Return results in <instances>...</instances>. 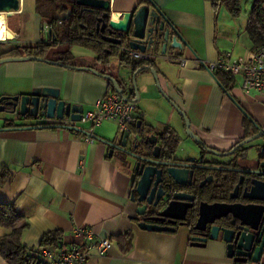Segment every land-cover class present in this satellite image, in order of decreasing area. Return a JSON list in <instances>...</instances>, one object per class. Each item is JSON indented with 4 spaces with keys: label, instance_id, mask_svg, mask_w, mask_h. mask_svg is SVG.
Returning a JSON list of instances; mask_svg holds the SVG:
<instances>
[{
    "label": "crops",
    "instance_id": "obj_1",
    "mask_svg": "<svg viewBox=\"0 0 264 264\" xmlns=\"http://www.w3.org/2000/svg\"><path fill=\"white\" fill-rule=\"evenodd\" d=\"M140 1L112 0L113 11L132 12L139 8ZM153 1L185 41L181 50L170 49L165 56L153 52L156 55L153 64L164 93L185 112L192 130L207 147L227 152L245 136V115L264 128L263 95H247L235 81L226 90L215 74L199 67L197 62H215L229 51L236 57H247L254 51L246 31L252 0H242L241 15L245 14L237 18L225 7L216 12L208 0ZM32 3L33 17L29 18L35 21L36 39L47 41L44 32L48 25L37 14L35 0ZM22 5L19 12L6 20L9 37L4 42L12 40L13 44H19L16 40L25 28V3ZM72 53L73 65L77 67L99 71L106 68L94 50L74 46ZM177 58L186 59V66H179ZM110 60L125 80L131 78L133 65L121 64L119 57ZM137 85L135 120L157 134L168 129L175 131L180 150L187 151L188 156L199 155L200 149L187 138L183 119L159 91L152 73H139ZM39 87L60 89L61 98L82 105L84 113L94 110L98 101L114 92L107 80L87 70L37 61L0 65V98L21 96ZM6 120L14 121L20 128L0 131V173L11 171L10 181L0 188V200L15 204L29 221L30 228L23 237L27 247L37 248L43 235L51 231L62 232L65 245L82 244L84 239L76 235L75 229L87 227L102 238L112 239L107 254L93 255L87 264H236L227 258L222 242H209L205 248L191 246L187 228L179 227L171 233L138 227L132 218L137 208L131 201L133 176L121 164L120 152L111 157L105 142L118 139L115 122L107 121L96 127L94 141L86 143L83 136L87 124L79 125L84 132H75L65 128L22 129L34 126L35 121L0 115V123ZM259 143L250 145L247 158L237 159L240 167L257 165L253 147L262 145ZM206 159L223 164L233 157L207 154ZM5 232L0 229V235ZM127 233L133 235L131 243ZM0 264L7 263L0 257Z\"/></svg>",
    "mask_w": 264,
    "mask_h": 264
},
{
    "label": "water",
    "instance_id": "obj_2",
    "mask_svg": "<svg viewBox=\"0 0 264 264\" xmlns=\"http://www.w3.org/2000/svg\"><path fill=\"white\" fill-rule=\"evenodd\" d=\"M76 2L78 6L89 9L90 11L99 10L102 15L98 19V23L102 22L103 26L101 31L107 29L110 35H119L122 39L115 38H103L107 43L117 47L123 45L128 41V44L132 50L140 51L142 53L158 52L161 56L167 55L170 49L183 48L185 44L180 32L175 28L157 7L153 0H149V5H143L132 12L122 13L114 12L112 6V0H70ZM22 0H0V13L7 14L6 20L11 18L14 13L21 10ZM70 15V14H69ZM60 22L64 19H59ZM99 24L97 25V30ZM48 31V39L51 38V29ZM155 55V54H154ZM156 56V55H155ZM156 59V58H155ZM155 59L152 63L155 62ZM37 61L43 62L53 66H59L67 69L87 70L98 77L107 80L113 85L114 92L121 95L126 101L138 102L139 101V89L137 85V75L142 70H147L152 73L159 91L169 101L176 112L183 119L185 124V133L191 139L195 145L201 150V146L205 147L206 144L202 138L192 130L191 122L185 112L180 109L173 101H171L164 93L160 81L159 74L155 68L144 66L140 68L136 73H133L130 79L125 80L120 74L119 68L111 60L105 63V71L103 74L101 71L95 68H80L75 65H67L62 62L51 61L35 56H23V57H8L0 60V65L13 62H27ZM128 90L130 93L128 94ZM134 93L135 99L130 97V94ZM12 106V111H7L6 107ZM10 113L21 117L38 118L39 116L45 117L47 120H57L60 122L69 121L70 125H44L45 128H65L75 132H84L80 127L74 125L81 122L84 115V109L82 105L72 104L61 98V91L58 88L52 87H39L33 89L30 93L23 94L21 96H3L0 98V113ZM253 121V119H251ZM253 124L258 129V133L250 138L244 139L238 143L233 149L227 152H219L212 148H206L208 154H213L219 158L235 157V152L241 148H245L246 156L248 157L249 144H257L260 141L262 145L253 147L255 152L259 153L258 160L264 159V128L257 125L255 121ZM43 125L26 126L22 129H43ZM4 129H0L3 131ZM142 137L137 135L132 138L130 133H125L120 139L113 141H105L110 147L109 155L113 157L115 152H121L128 157L125 160L127 166H130L132 160H142L148 162L141 178L136 184V188L131 195V201L136 204L135 217H132L138 222V227L145 231L156 232H171L177 231V228H165L160 227L154 223V219L147 218L148 207L151 205L152 199L156 197V200H161L163 191L159 187V183L162 181V171L157 166H167V173L171 181L175 185L186 186L191 184L196 171L203 172L208 171H233L242 174L252 176L249 180V186L243 190L242 199L250 201L247 204L242 202L233 203H208L201 202L199 206V218L190 232V245L195 247L205 248L209 242H222L225 245L226 256L230 260L236 263H259L264 257V180L261 176L264 175V161L259 163L260 169L249 168H227L223 166L214 165V162L209 161L211 164H202L195 156H187L175 154V157H171L170 161H159L162 149L157 145L159 137L157 135H151L146 138L147 142L154 146L152 158H147L137 154L135 151L140 148V141ZM260 144V143H259ZM144 147V145L142 146ZM207 147V146H206ZM183 151V150H181ZM130 158V159H129ZM157 176L154 183L153 177ZM244 177V176H243ZM213 182V176L208 175L200 186L205 184H211ZM154 183V187H152ZM240 186L237 185L233 192L230 194V200L234 201L238 198ZM137 195V196H136ZM195 200L193 195L188 193H176L172 197L168 208L161 213L164 217H175L181 219L173 213H185L186 211L184 202H192ZM147 202V203H144ZM188 205V203H186ZM184 218V217H183ZM182 218V219H183ZM153 222V223H152ZM180 226H187V224H180Z\"/></svg>",
    "mask_w": 264,
    "mask_h": 264
},
{
    "label": "trees",
    "instance_id": "obj_3",
    "mask_svg": "<svg viewBox=\"0 0 264 264\" xmlns=\"http://www.w3.org/2000/svg\"><path fill=\"white\" fill-rule=\"evenodd\" d=\"M208 1L211 2L216 12H218L221 7H225L230 15L234 18L239 17L243 11L242 0ZM70 4L75 5V3L71 2L70 0H59V2L56 0H37L36 12L43 18L44 22H46L48 27L51 29L52 37L47 39V41L42 39L34 46H16L5 53L4 56H35L48 59L46 55L50 52V49L53 46L57 47L58 50L60 49L61 51L55 55L56 58L54 60H49L62 62L63 64L67 65H73L74 56L72 53V48L74 46H82L94 50L99 55V61L104 63H108L112 56H117L118 50L113 53L112 48L100 45L98 40L91 38L87 32L88 29L95 31V28L98 24V19L102 15V12L99 10L90 11L88 9V12L91 14L87 18V23L83 22L80 24L77 17H74L73 20L71 19L70 21H59L57 14H59L61 11L67 10ZM149 4V0H141L138 7ZM83 29L85 32H82ZM246 31L254 44V49L264 47V0H252V7L249 13ZM119 59L121 64L133 65V73H136L144 66H149L156 69V66L152 62L133 60L126 56L119 57ZM141 64L144 65L141 66ZM105 69L101 70V73H107ZM142 72L148 71L142 70ZM216 78L226 90H228L234 82L231 77L223 73H217ZM109 87L112 89V91H114L112 84L109 83ZM130 97L133 99L136 98L134 93L130 94ZM243 124L245 128V136L238 143L258 133V129L255 127L253 121L248 115H245ZM41 127L43 129H55L45 128L46 126L44 125ZM18 128H20V126H17L14 121L11 120H6L0 123V129H4L3 131ZM132 128L136 134L142 137V144L149 152L152 153L154 146L147 142L146 138L155 134L162 142L161 149L164 157L170 159L176 154L179 148L180 140L175 131L168 129L164 133L157 134L155 133L154 129L150 127L147 128L143 122L136 120L133 123ZM238 143H236V145ZM236 145H234V147ZM200 148L202 153L207 154L206 148L208 147L201 146ZM244 156H246L244 147L235 152L236 158ZM120 158H122L120 159L121 164L127 166L125 163L126 159L124 157ZM204 163L211 164L209 161H204ZM213 164L219 165V163ZM216 174L218 175L217 178L219 180L225 181L226 183L224 185L225 190L222 192L223 195L227 197L229 192L234 189L235 176L228 174L226 175L222 171L216 172ZM224 176L227 177V180L224 178ZM10 179L11 171L3 170L0 173V188H3L10 181ZM29 228V221L23 215H21L15 204H9L0 200V229H4V231H6L4 234L0 235V257L7 264H48L41 256V251L50 246L59 247L62 243H64L62 232L51 231L43 235L37 248H29L23 243L24 234L29 230ZM126 236L129 237V242L131 243L133 239L132 233H127Z\"/></svg>",
    "mask_w": 264,
    "mask_h": 264
},
{
    "label": "built area",
    "instance_id": "obj_4",
    "mask_svg": "<svg viewBox=\"0 0 264 264\" xmlns=\"http://www.w3.org/2000/svg\"><path fill=\"white\" fill-rule=\"evenodd\" d=\"M0 42H4V40ZM121 56L144 62H152L156 58L154 54L135 51L129 46L120 47L119 57ZM175 60L181 67H185L187 64L184 58ZM197 62L199 67H205L215 75L223 73L231 77L239 84L243 93L264 96V47L254 49L247 57H236L232 52H226L220 55L215 62ZM136 110L135 102L126 101L116 92L107 94L97 102L94 110L84 113L81 122H79V124L88 125V129L84 132V141L86 143L93 142L96 127L107 121H113L118 125L119 138H122L127 132L134 138L136 134L132 126L135 122ZM261 179L264 180V175L261 176ZM75 233L83 237L82 244L69 246L62 243L59 247H47L41 251L44 260L48 264H87L93 255L104 256L112 246L110 237L102 238L91 228L77 227Z\"/></svg>",
    "mask_w": 264,
    "mask_h": 264
},
{
    "label": "flooded vegetation",
    "instance_id": "obj_5",
    "mask_svg": "<svg viewBox=\"0 0 264 264\" xmlns=\"http://www.w3.org/2000/svg\"><path fill=\"white\" fill-rule=\"evenodd\" d=\"M56 1L59 2V0H56ZM36 2H37V0H35V8H36ZM71 2H73V1H71ZM24 3H25L24 0H22L23 5H24ZM73 3H75V5L70 4L68 9L61 11L59 14H57L58 15L57 17L59 19H64V21H70L71 19L73 20L74 17H77V19H79L80 24L83 22L87 23V18L91 14L88 12L89 10L84 8V7L78 6L76 4V2H73ZM64 21H62V22H64ZM98 24H99V29L97 30V27L95 28V31H91L90 29H88V31H87L88 34L91 36V38L98 40L100 45L112 48L113 53L116 52V50H118L117 56H112V57H119V49L117 47L107 43L106 41H104L103 38L122 39V37L119 35H110L109 32L107 31V29L104 31H101L103 23L100 22ZM49 29L50 28L47 27V30H49ZM89 31H91V32H89ZM82 32H85L84 29L82 30ZM46 35H47V39H48L49 38L48 37V31H47ZM92 36H94V37H92ZM16 46H21V45L13 44V42H11V41L0 42V60L8 58V57L4 56V54L7 53L8 51H10L11 49L15 48ZM122 46H129L128 41L124 42ZM129 48H130V46H129ZM6 110L10 112L13 110V107L7 106ZM15 115L17 116L18 120L35 121V123L37 125H48V124H50V125H57V124L70 125V124H72L73 125V123H70L69 121L64 120L63 122H60L57 120H47L45 117H42V116H39L38 118H32L29 116L28 117L18 116L17 113ZM79 125H81V124H79V123L76 124V126H78V127H79ZM137 135L138 134H136V136ZM187 138H189V137L187 136ZM139 141L141 143L140 144L141 146L135 152L141 156H145L147 158H152V156L150 155L151 152H149L145 146L142 147L143 146L142 140L140 139ZM157 145L162 148V142L160 140H158ZM179 149L180 148H178V150ZM178 150H177V152H178ZM207 154H204L201 152L199 155H193V156L197 157L199 159L200 163L204 164V161L208 160V159H206ZM187 156H188L187 153H185V157H187ZM120 157H124L126 160L128 159V157H126L125 154H123L121 152H120ZM174 157H175V155H174ZM258 157H259V153L257 152V165L255 167H249V169H260L259 163L260 162L262 163L264 161V159L258 160ZM238 158H244L245 159V157H238ZM238 158H233L231 161L223 163V164L219 163L218 166H223V167H227V168H243V167H240L238 165V163H237ZM120 159H122V158H120ZM170 160H172V159L164 157L162 152H161V156L159 158V161L166 162V161H170ZM130 161H132L130 166H126V165H124V166H125V168L130 170L131 175L133 176L134 184H135L134 189H135L136 184L139 181V179L141 178V175L144 172L145 168L151 164H149L148 162H144L142 160L139 161V160L130 159ZM205 164H207V163H205ZM214 165H216V164H214ZM157 168L162 171V175H161L162 181L159 183V187H161V189L163 191V196H162L161 200H159V201L156 200V197L154 199H152L151 205L148 207L147 218L154 219L153 222L158 224L160 227H165V228H174L175 227L177 229L179 227H184V228H190V230H191L199 218V206H200L201 202H208L210 204L221 203V202H223V203L224 202L225 203L242 202L244 204H247L250 202V201L242 199V197H241L243 195V190L245 189V187L249 186V180L252 178V176H250V175L242 174V173H238V172H233V171L224 172L226 175L228 174V175L235 176L234 189L237 185L240 186L239 192H238V198L235 199L234 201H231L229 197H230V194L233 192L234 189L231 192H229L227 197H225L223 195L222 191L225 190L224 185L226 183H225V181H221L217 178L218 175L216 174V172H219V171H208V172H203V174H201L200 171H196L191 184H187L186 186H179V185H175L171 181V179L167 173V169L169 167L157 166ZM244 168H246V167H244ZM210 174L213 176V182L211 184H205L203 186H200L201 182ZM224 178H226V180H227L226 176H224ZM156 179H157V176L154 175V177H153L154 183H155ZM154 183H153L152 187H154ZM176 193H188L190 195H193L195 197V200L192 202H184L185 205L182 206L185 208V211H186V206L188 209L190 207V205L192 204V207L187 210L185 215L183 213H179V212L173 213V215H175V216L177 215L178 217H181V219H177L175 217H164V216H162L161 213H163L168 208L170 202L172 201L173 195ZM144 203H147V202H144ZM186 203H188V205H186ZM182 223L187 224L188 227L180 226V224H182ZM263 261H264V257L257 264H261ZM236 264H244V263L240 262V263H236ZM247 264H252V263L249 262Z\"/></svg>",
    "mask_w": 264,
    "mask_h": 264
},
{
    "label": "rangeland",
    "instance_id": "obj_6",
    "mask_svg": "<svg viewBox=\"0 0 264 264\" xmlns=\"http://www.w3.org/2000/svg\"><path fill=\"white\" fill-rule=\"evenodd\" d=\"M249 1L251 2V0H249ZM32 4H33L32 0H26V2H25L24 9H25L26 13L23 16V21L25 23L23 25H25V28L24 29L22 28L23 31H22L20 39L16 40V42H18L19 45H21V46H34L35 44H37L39 42V41H37V39H36L37 37H36V34L34 32L35 21L33 20V18H29L30 17L29 15H31V17H33L32 11H34V8H33L34 5H32ZM30 7H31V9H30ZM244 14L245 13L243 12V14L241 16H243ZM46 33H47V31L44 32V35H46ZM10 41L12 42V40H10ZM59 51H61V50L60 49L58 50L57 47L53 46L50 49V52L46 55V57L48 58L47 60H49V59L54 60L56 58L55 55ZM0 115L3 116V117H7V118H10V117L12 118V116H13L12 114H9V113H6V112L0 113ZM250 145H252V144H249L247 147H249ZM178 153L185 156V153H187V151L184 152V150L181 151L179 149Z\"/></svg>",
    "mask_w": 264,
    "mask_h": 264
},
{
    "label": "bare ground",
    "instance_id": "obj_7",
    "mask_svg": "<svg viewBox=\"0 0 264 264\" xmlns=\"http://www.w3.org/2000/svg\"><path fill=\"white\" fill-rule=\"evenodd\" d=\"M6 17H7V14L0 13V41H3L7 37V34H8Z\"/></svg>",
    "mask_w": 264,
    "mask_h": 264
}]
</instances>
